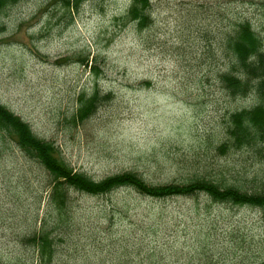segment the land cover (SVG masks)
I'll list each match as a JSON object with an SVG mask.
<instances>
[{"label": "rangeland", "instance_id": "374dc122", "mask_svg": "<svg viewBox=\"0 0 264 264\" xmlns=\"http://www.w3.org/2000/svg\"><path fill=\"white\" fill-rule=\"evenodd\" d=\"M65 1L0 12L1 106L96 182L133 172L151 186L205 179L264 190V151L217 150L229 116L256 104L220 82L227 39L250 22L264 41V0H151L145 29L127 18L132 0H84L77 12ZM96 89L110 100L76 122L80 97ZM44 235L43 252L30 241ZM262 263L263 210L132 188L70 190L60 208L48 171L0 129V264Z\"/></svg>", "mask_w": 264, "mask_h": 264}, {"label": "trees", "instance_id": "16d2710c", "mask_svg": "<svg viewBox=\"0 0 264 264\" xmlns=\"http://www.w3.org/2000/svg\"><path fill=\"white\" fill-rule=\"evenodd\" d=\"M19 1L21 0H0V12ZM83 1L66 0L65 5L77 12ZM151 8V0H132L127 18L139 28L145 29L152 23ZM226 50L230 56V65L227 71L220 75L222 86L233 98L254 95L256 104L229 116L227 140L217 150L221 155H226L230 151L252 148L261 154L264 151V41L250 22H242L229 35ZM93 70L96 73L100 71L97 66ZM110 98V95H102L99 89L88 98L82 95L76 122L83 123L95 115ZM0 129L14 136L23 154L38 161L48 171L52 177L53 201L60 208L66 206L70 190L90 196H104L121 188H132L141 195L157 199L205 194L217 203L264 211V190L248 193L237 187L223 186L205 179L186 184L151 186L137 174L126 172L96 182L84 174L75 172L60 158V151L53 143L38 138L27 123L1 105ZM30 242L40 244L44 252L48 250L51 241L44 235L32 237Z\"/></svg>", "mask_w": 264, "mask_h": 264}]
</instances>
